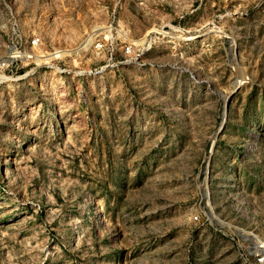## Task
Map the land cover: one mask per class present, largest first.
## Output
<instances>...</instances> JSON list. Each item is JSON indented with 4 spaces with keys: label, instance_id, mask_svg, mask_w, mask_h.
Instances as JSON below:
<instances>
[{
    "label": "rangeland",
    "instance_id": "374dc122",
    "mask_svg": "<svg viewBox=\"0 0 264 264\" xmlns=\"http://www.w3.org/2000/svg\"><path fill=\"white\" fill-rule=\"evenodd\" d=\"M15 25L47 57L0 78V264H246L235 243L264 238V0H0V59ZM108 37L97 75L47 64H105Z\"/></svg>",
    "mask_w": 264,
    "mask_h": 264
},
{
    "label": "built area",
    "instance_id": "2783aa9c",
    "mask_svg": "<svg viewBox=\"0 0 264 264\" xmlns=\"http://www.w3.org/2000/svg\"><path fill=\"white\" fill-rule=\"evenodd\" d=\"M43 38L35 30L27 29L22 30L18 25H15L11 29V35L5 41V54L0 59V78L10 76L21 64L25 63H35L38 55L43 54ZM96 50H99L105 54L106 63L95 66V67H84L71 69L60 64L47 63L49 66L54 67L56 71L62 74H72L76 77H81L84 75H97L109 65L108 63L113 60L114 56L117 54L116 42L113 37H108L104 41H96L94 43ZM62 50H54L50 55L54 59H61ZM122 52L125 56L132 59L134 50L132 49L131 43H124L122 46ZM189 78L195 84H200L201 80L190 70H186ZM11 73V74H10ZM193 220H198V215H192ZM233 241L236 240L234 236L231 235ZM242 243L236 242L237 249L239 251V257L243 259L246 264H264V238L249 231L244 234L242 238Z\"/></svg>",
    "mask_w": 264,
    "mask_h": 264
},
{
    "label": "bare ground",
    "instance_id": "6f19581e",
    "mask_svg": "<svg viewBox=\"0 0 264 264\" xmlns=\"http://www.w3.org/2000/svg\"><path fill=\"white\" fill-rule=\"evenodd\" d=\"M45 57H47L45 54L38 55V57L36 58V61H39L41 58H45ZM48 63H50V62H48Z\"/></svg>",
    "mask_w": 264,
    "mask_h": 264
}]
</instances>
